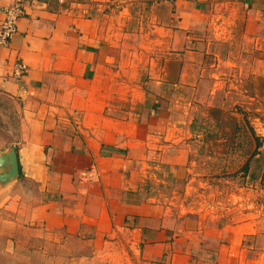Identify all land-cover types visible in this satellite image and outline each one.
Here are the masks:
<instances>
[{
	"label": "crops",
	"instance_id": "0c3cea01",
	"mask_svg": "<svg viewBox=\"0 0 264 264\" xmlns=\"http://www.w3.org/2000/svg\"><path fill=\"white\" fill-rule=\"evenodd\" d=\"M108 1L23 0L0 45V103L18 118L0 122L15 131L0 149L19 167L0 207L23 227L7 239L31 243V264H264V141L226 202L192 185V141L169 98L183 108L184 91L226 88L211 68L219 44L226 62L250 56L264 73V0H116L109 14Z\"/></svg>",
	"mask_w": 264,
	"mask_h": 264
},
{
	"label": "rangeland",
	"instance_id": "374dc122",
	"mask_svg": "<svg viewBox=\"0 0 264 264\" xmlns=\"http://www.w3.org/2000/svg\"><path fill=\"white\" fill-rule=\"evenodd\" d=\"M115 1L107 2L108 14L115 7ZM122 17L124 18V15ZM214 50L220 57L211 68L219 74H224L226 88L221 89L213 97L205 93L208 83L203 87L204 91L199 94L197 92L193 94L191 90L188 93L184 91L183 96H180L182 97L180 101L186 103L183 104L185 106L183 108H178L176 106L178 103L174 105L175 96L173 94L169 95V98L174 108L175 121L181 122L183 127L188 129V139L192 141L189 144L194 159L192 165L194 173L192 174L195 180L192 185L204 191L208 183L213 184L211 189L217 187L213 196L230 202L229 193H227L229 182L239 183L240 166L243 165L244 159L254 152L255 136L260 138L259 136L264 133V73L260 75L252 73L254 67L250 56L245 58L246 61H239L238 57L234 56L226 62L223 47L219 44ZM200 61L199 66L202 70L205 73L209 71L211 73L209 59L205 58L204 61L200 57ZM239 70L246 74L245 77L236 76ZM8 103H0L2 109L9 110V112L2 111L0 122L5 120L6 124L12 126L11 129H16L18 118L10 111ZM208 104H215L212 108L214 111H209L211 107ZM5 130L3 126L0 128V139H12L15 131L9 133ZM263 141L260 139L261 146ZM262 151L264 152V147ZM208 189L205 191L208 192ZM3 199L4 195L0 193V201ZM9 213L0 207V248L7 247L8 250L7 253H0V264H31L33 259L31 243L23 238L7 239L9 233L16 232L17 228L23 231V227L3 222V217H9ZM109 264H130V262L121 255L116 262Z\"/></svg>",
	"mask_w": 264,
	"mask_h": 264
},
{
	"label": "built area",
	"instance_id": "2783aa9c",
	"mask_svg": "<svg viewBox=\"0 0 264 264\" xmlns=\"http://www.w3.org/2000/svg\"><path fill=\"white\" fill-rule=\"evenodd\" d=\"M0 45H7L9 39L16 33L18 19L24 14L23 0H13L9 6L0 4ZM26 66L17 62L14 66V76L19 78L25 72Z\"/></svg>",
	"mask_w": 264,
	"mask_h": 264
},
{
	"label": "water",
	"instance_id": "95a60500",
	"mask_svg": "<svg viewBox=\"0 0 264 264\" xmlns=\"http://www.w3.org/2000/svg\"><path fill=\"white\" fill-rule=\"evenodd\" d=\"M19 177V167L15 148L0 149V185H7Z\"/></svg>",
	"mask_w": 264,
	"mask_h": 264
},
{
	"label": "trees",
	"instance_id": "16d2710c",
	"mask_svg": "<svg viewBox=\"0 0 264 264\" xmlns=\"http://www.w3.org/2000/svg\"><path fill=\"white\" fill-rule=\"evenodd\" d=\"M209 111H214L212 108H209ZM256 139V150L255 153L258 151V148L261 146V142H260V138H258V136H255ZM247 165L244 166V169L247 170Z\"/></svg>",
	"mask_w": 264,
	"mask_h": 264
}]
</instances>
